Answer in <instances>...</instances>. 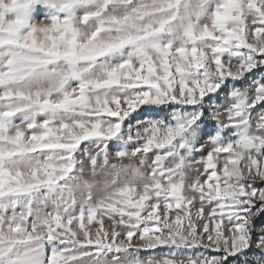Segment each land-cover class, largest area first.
Wrapping results in <instances>:
<instances>
[{
	"label": "snow or ice",
	"instance_id": "obj_1",
	"mask_svg": "<svg viewBox=\"0 0 264 264\" xmlns=\"http://www.w3.org/2000/svg\"><path fill=\"white\" fill-rule=\"evenodd\" d=\"M0 264H264V0H0Z\"/></svg>",
	"mask_w": 264,
	"mask_h": 264
},
{
	"label": "rangeland",
	"instance_id": "obj_2",
	"mask_svg": "<svg viewBox=\"0 0 264 264\" xmlns=\"http://www.w3.org/2000/svg\"><path fill=\"white\" fill-rule=\"evenodd\" d=\"M113 162H116V163H119L118 161H113ZM125 163H128V161H125ZM85 168H86V171L84 173V178L85 179H88V180H91L92 179V176L90 174V171L88 170L89 166L87 165V163L85 164ZM96 179L98 180H102L103 177L102 176H97ZM257 184H259V182L257 181ZM259 223V221H258ZM106 226H108V222L106 221ZM163 250H157L158 252V255H157V258H160V253L162 252Z\"/></svg>",
	"mask_w": 264,
	"mask_h": 264
}]
</instances>
